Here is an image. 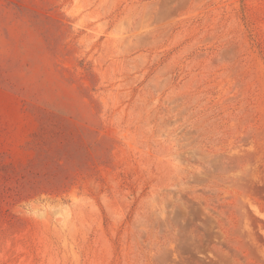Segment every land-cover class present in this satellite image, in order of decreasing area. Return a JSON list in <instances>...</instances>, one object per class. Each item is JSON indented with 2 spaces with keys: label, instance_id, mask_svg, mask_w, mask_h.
I'll return each mask as SVG.
<instances>
[{
  "label": "rangeland",
  "instance_id": "rangeland-1",
  "mask_svg": "<svg viewBox=\"0 0 264 264\" xmlns=\"http://www.w3.org/2000/svg\"><path fill=\"white\" fill-rule=\"evenodd\" d=\"M0 264H264V0H0Z\"/></svg>",
  "mask_w": 264,
  "mask_h": 264
}]
</instances>
